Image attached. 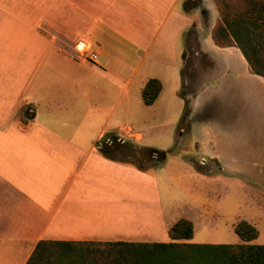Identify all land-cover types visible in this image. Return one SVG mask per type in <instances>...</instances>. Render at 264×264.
Listing matches in <instances>:
<instances>
[{"label":"crops","instance_id":"obj_1","mask_svg":"<svg viewBox=\"0 0 264 264\" xmlns=\"http://www.w3.org/2000/svg\"><path fill=\"white\" fill-rule=\"evenodd\" d=\"M193 2L0 0V264H24L41 239L170 240L179 218L168 221L155 174L111 146L142 140L147 113L154 122L173 114L184 58L180 76L175 60L142 63L136 51L166 25L177 35L189 25L205 44L203 27L211 24L210 36L216 11L211 19ZM77 40L89 50L77 51ZM149 78L161 90L145 105ZM193 92H184L192 107L202 104L201 91ZM155 150L148 148L150 158Z\"/></svg>","mask_w":264,"mask_h":264},{"label":"rangeland","instance_id":"obj_2","mask_svg":"<svg viewBox=\"0 0 264 264\" xmlns=\"http://www.w3.org/2000/svg\"><path fill=\"white\" fill-rule=\"evenodd\" d=\"M196 2L214 18L212 0ZM210 25L201 34L218 54L189 25L178 35L166 25L151 45L136 51L142 63L155 58L170 65L167 61L175 60L180 76L184 58L185 84L170 101L173 114L154 122L147 113L142 140L126 138L111 148H120L132 165L155 174L168 221L192 217V242L238 243L233 226L245 219L259 232L251 243L264 244V78L244 71L241 63H246L236 48L215 47ZM199 73L204 75L197 83ZM198 89L202 104L192 107L184 92ZM148 148L156 149L153 158ZM199 159L206 165L197 169L192 160Z\"/></svg>","mask_w":264,"mask_h":264},{"label":"trees","instance_id":"obj_3","mask_svg":"<svg viewBox=\"0 0 264 264\" xmlns=\"http://www.w3.org/2000/svg\"><path fill=\"white\" fill-rule=\"evenodd\" d=\"M216 18L210 37L218 47H236L248 70L264 78V0H212ZM161 83L149 78L141 90L150 105ZM23 121V120H22ZM233 231L239 243H195L192 222L179 218L169 241L38 240L24 264H264V244L250 243L258 229L245 219Z\"/></svg>","mask_w":264,"mask_h":264},{"label":"built area","instance_id":"obj_4","mask_svg":"<svg viewBox=\"0 0 264 264\" xmlns=\"http://www.w3.org/2000/svg\"><path fill=\"white\" fill-rule=\"evenodd\" d=\"M74 47L80 53H84V52L89 50V46L84 40H77ZM87 56L88 57H94L95 54L91 51V52L87 53Z\"/></svg>","mask_w":264,"mask_h":264},{"label":"flooded vegetation","instance_id":"obj_5","mask_svg":"<svg viewBox=\"0 0 264 264\" xmlns=\"http://www.w3.org/2000/svg\"><path fill=\"white\" fill-rule=\"evenodd\" d=\"M196 1L194 0L193 4L195 3Z\"/></svg>","mask_w":264,"mask_h":264}]
</instances>
